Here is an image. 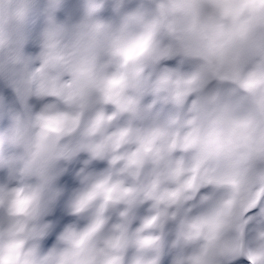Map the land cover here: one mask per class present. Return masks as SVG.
Masks as SVG:
<instances>
[{
	"label": "clouds",
	"instance_id": "clouds-1",
	"mask_svg": "<svg viewBox=\"0 0 264 264\" xmlns=\"http://www.w3.org/2000/svg\"><path fill=\"white\" fill-rule=\"evenodd\" d=\"M0 84V264H264V0H0Z\"/></svg>",
	"mask_w": 264,
	"mask_h": 264
},
{
	"label": "rangeland",
	"instance_id": "rangeland-1",
	"mask_svg": "<svg viewBox=\"0 0 264 264\" xmlns=\"http://www.w3.org/2000/svg\"><path fill=\"white\" fill-rule=\"evenodd\" d=\"M59 15L61 16V18H63L64 13L61 12V13H59ZM29 47H31V46H29ZM30 50H34V49H31L30 48ZM167 63L174 65L176 63V61L175 60H172V61H168ZM2 87H3L2 84H0V88H2ZM5 93H6V95L8 96L9 99L12 98L11 97L12 92L10 91V89H6L5 90ZM5 123H7V121H5ZM83 158H84V156L82 155L81 159H83ZM101 163L102 162H96V163H94L93 166L94 167H97L98 166L97 168H102L105 165L104 164H101ZM78 166L80 167L81 165L80 164H77V168H79ZM74 167L76 168V166H74ZM65 175L66 176H69V177H72L73 176L72 175V172H69V173H67ZM60 183L61 184H65L66 183L69 191L71 190V188L75 187L76 184H77V182L73 180V177L72 178H66V179L64 177H62L61 180H60ZM204 191H207V190L205 189ZM46 219L57 220L58 221V225H57V228H56V231L58 232L59 230H61V228L64 226V224H66L68 222H71L72 220L75 219V217H71V216L65 215V213L63 211V200H62L60 202V204L57 205V208H56L55 212L52 215L48 216ZM54 239H55V234H53L46 241V243L47 244H51L52 243V240H54Z\"/></svg>",
	"mask_w": 264,
	"mask_h": 264
},
{
	"label": "bare ground",
	"instance_id": "bare-ground-1",
	"mask_svg": "<svg viewBox=\"0 0 264 264\" xmlns=\"http://www.w3.org/2000/svg\"><path fill=\"white\" fill-rule=\"evenodd\" d=\"M30 48H31V47H30ZM101 164H104V163H101ZM75 166H76V168H77V164H76ZM78 167H79V166H78ZM97 167H98V166H97ZM63 177L66 179V178H72L73 176H72V177H69V176H66V175H65V176H63Z\"/></svg>",
	"mask_w": 264,
	"mask_h": 264
}]
</instances>
